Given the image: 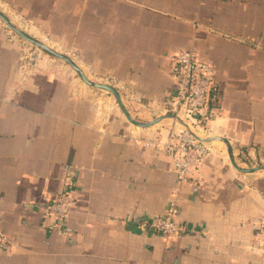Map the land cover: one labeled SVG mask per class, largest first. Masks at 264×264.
Listing matches in <instances>:
<instances>
[{"label": "crops", "instance_id": "crops-1", "mask_svg": "<svg viewBox=\"0 0 264 264\" xmlns=\"http://www.w3.org/2000/svg\"><path fill=\"white\" fill-rule=\"evenodd\" d=\"M0 11L112 84L149 121L195 49L220 83L210 135L264 165V0H0ZM170 119L141 127L107 90L0 19V264H264V169L222 140L189 181L162 148ZM68 185V233L44 204ZM177 200L188 232L141 228Z\"/></svg>", "mask_w": 264, "mask_h": 264}, {"label": "built area", "instance_id": "built-area-1", "mask_svg": "<svg viewBox=\"0 0 264 264\" xmlns=\"http://www.w3.org/2000/svg\"><path fill=\"white\" fill-rule=\"evenodd\" d=\"M172 76L175 81L173 91L160 109L163 113L172 112L181 116L198 134L210 135L211 122L217 114L214 103L220 93V83L213 66L202 59L195 49H181L174 56ZM171 121L174 125L161 146L171 157L179 180L189 181L211 153L212 147L210 142L197 139L179 123ZM70 202V191L66 185L43 207L55 218L52 228L60 233H68L66 220ZM178 213L177 200H173L164 215L151 222L145 219L140 227L153 229L166 238L181 236L189 229L179 221ZM8 246V239L0 232V248Z\"/></svg>", "mask_w": 264, "mask_h": 264}, {"label": "water", "instance_id": "water-1", "mask_svg": "<svg viewBox=\"0 0 264 264\" xmlns=\"http://www.w3.org/2000/svg\"><path fill=\"white\" fill-rule=\"evenodd\" d=\"M0 19L15 33H17L20 37H22L24 40H26L29 43H32L33 45L47 51L48 53L62 59L63 61H65L66 63H68L77 73V75L87 84L100 88V89H104L107 90L108 92H110L118 106L120 107L121 111L123 112V114L125 115V117L133 124L141 126V127H147V126H151L154 125L160 121L166 120V119H170V120H174L177 123H179L184 129H186L187 131H189L191 134H193L197 139L201 140V141H205V142H210L214 139H219L222 140L228 150L229 153V157L231 160V163L234 165V167H236L237 169L241 170V171H254L257 169H264V165H258V166H251V167H245V166H241L237 163L232 147L230 145V143L228 142V140L221 135H200L198 134L181 116L172 113V112H168V113H162L159 115H156L155 117H153L151 120L149 121H141L139 119H137L136 117H134L130 111L128 110V108L126 107V105L124 104V101L119 93V91L116 89V87H114L112 84L107 83V82H99V81H94L92 80L83 70V68L72 58L70 57L68 54L56 49L55 47H53L52 45H50L49 43L38 39L34 36H32L31 34H29L28 32H26L24 29H22L20 26H18L17 24H15L8 16H6L3 12L0 11Z\"/></svg>", "mask_w": 264, "mask_h": 264}, {"label": "rangeland", "instance_id": "rangeland-1", "mask_svg": "<svg viewBox=\"0 0 264 264\" xmlns=\"http://www.w3.org/2000/svg\"><path fill=\"white\" fill-rule=\"evenodd\" d=\"M14 32V31H13ZM15 33V32H14ZM18 35V34H17ZM47 42H49V41H47ZM27 43H29V42H27ZM63 52H65V51H63ZM200 135H203V134H200Z\"/></svg>", "mask_w": 264, "mask_h": 264}]
</instances>
